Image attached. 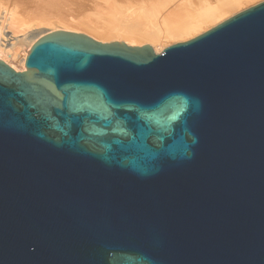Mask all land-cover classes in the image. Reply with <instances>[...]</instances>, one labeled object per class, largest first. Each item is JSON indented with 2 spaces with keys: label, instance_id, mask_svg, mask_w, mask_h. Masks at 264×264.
Returning <instances> with one entry per match:
<instances>
[{
  "label": "water",
  "instance_id": "95a60500",
  "mask_svg": "<svg viewBox=\"0 0 264 264\" xmlns=\"http://www.w3.org/2000/svg\"><path fill=\"white\" fill-rule=\"evenodd\" d=\"M0 60V264H264V1L160 53L51 30Z\"/></svg>",
  "mask_w": 264,
  "mask_h": 264
},
{
  "label": "bare ground",
  "instance_id": "6f19581e",
  "mask_svg": "<svg viewBox=\"0 0 264 264\" xmlns=\"http://www.w3.org/2000/svg\"><path fill=\"white\" fill-rule=\"evenodd\" d=\"M38 1L44 7H47V9L58 12L60 9L67 8V6H69L67 4L68 3L67 0H38ZM89 1H91L93 5H95L94 7L99 9L100 11L104 12V9L106 8L107 10L105 14L113 13L114 16L119 15L120 17L116 18L118 20L117 23H113L112 22L113 20L110 21V18L104 19L101 22L96 20L92 21L90 19L88 20V22L73 21V20L71 21V19L65 21L57 18L56 23L60 25L61 29L65 31L84 33L94 38L97 41H101V42H109L106 40L123 41L128 45H139V46L147 44L152 47L154 52L160 53L167 45L166 43L167 40L169 39L176 40L177 38L176 36H179V38L183 39V37L187 38L195 34L198 35L202 31L204 25H208L209 23H210L209 25H211V23H216L217 19L226 16V14H228L229 12L234 13L236 9L240 7L242 4L243 5L247 4L252 0H89ZM69 4H71V1L69 2ZM21 5L23 4L21 3ZM33 9L30 10L32 11ZM42 9H43L42 12H44L43 7ZM22 11L23 9L21 10V12ZM42 12L40 13V11L39 12L33 11L30 13V15L28 14L29 17H26L25 19L23 18L18 19L17 15L15 16L9 14L8 8L5 9V14L9 18L8 27H7L9 31H11L15 35L17 34L23 35V38L20 39L18 45L20 49L24 48L23 49L25 52L24 58L26 57L29 51L28 49H26L28 44L26 43L27 38L25 37V34L32 28H38L41 26H46L51 24L53 25V22L50 19H48L47 17L46 18L42 17L44 16ZM230 15L231 14H229V16ZM225 19L226 18H224V20ZM220 21H222V19ZM2 37H3V27L0 26V60L7 63L10 67H12L16 71H24L25 66L24 69H18L14 64H12V62L7 60L8 57L15 60L19 49L17 48L14 50H10V52H5L4 50H2L3 49L1 46ZM173 37L175 38L173 39Z\"/></svg>",
  "mask_w": 264,
  "mask_h": 264
},
{
  "label": "rangeland",
  "instance_id": "374dc122",
  "mask_svg": "<svg viewBox=\"0 0 264 264\" xmlns=\"http://www.w3.org/2000/svg\"><path fill=\"white\" fill-rule=\"evenodd\" d=\"M67 1H68L67 4L69 6H67V8L60 9L59 12H58V11H53V10L47 9V7H44L41 3H39L38 0H27V2H26V0H19V1L18 0H16V1L15 0H0V26L3 27V37L1 38V46H2L3 49L2 48L1 49L4 50L5 52H10V50H14V49H17V48L19 49L18 54H17V57L15 58V60L14 59H11L9 57L7 58L5 56L7 58V60H9L10 62H12V64H14L18 69H24V64H25V59H26V57L24 58V53L25 52L23 50L24 48L20 49V47L18 45V42L20 41L21 38H23V35H21V34L15 35L11 31H9V29L7 28L8 27V22H9V18L5 14V9L6 8L9 9V14L15 15V16L17 15V18L18 19L19 18L20 19H22V18L25 19L26 17H29L28 14L30 15V13L33 12V11L34 12H39L40 11V13H41L43 11V9H42V7H43L44 8V12H42V13H43L44 16H42V17H45V18L47 17L48 19H50L53 22V25L51 24V25L41 26V27H38V28H32L31 30H29L25 34V37L27 38L26 39V43L28 44V46H27L26 49H28V50L31 48L32 44L37 39H39L41 36H43L44 34L48 33L51 30H54V29L55 30L61 29L60 25H58L56 23L57 18L58 19L65 20V21L71 19V21L73 20V21H85V22H88L89 19L92 20V21L93 20L94 21L96 20V21H100L101 22L104 19L110 18V21L113 20L112 21L113 23H117L118 20L116 18H119L120 17L119 15L114 16L113 13L105 14V12L107 10L106 8L104 9V12L103 11H100L99 9L95 8L94 7L95 5H93V3L91 1H89V0H85V1L84 0H79V1H77V0L76 1H74V0L73 1L72 0H67ZM70 1H71V4H69ZM261 1H264V0H252L249 3H247V4H244V5L242 4L240 7H238L236 9V11L234 10L235 12L233 11L234 13L229 12L228 14H226V16H223V17L227 19L228 17L234 15L235 13H237V12L243 10V9H246V8L252 6V5H255V4H257V3L261 2ZM21 3L23 5H21ZM24 3H25V5H24ZM26 3H28V4H26ZM31 4H34V5H31ZM73 4H75V5H73ZM82 4H84V5H82ZM37 5H39V6H37ZM91 5H92V7H91ZM37 7H39L40 9L37 8ZM68 7H70V8H68ZM85 8H88V9H85ZM22 9H23V11L21 12ZM30 9H33V10L31 11ZM83 9H84V11H83ZM10 10H11V12H10ZM28 10H30V11H28ZM87 10H89V11H87ZM25 12H26V14H25ZM103 14H105V15H103ZM229 14H231V15L229 16ZM75 15H77V16H75ZM84 17H86V18L89 17V18L86 19ZM113 17L115 18V20H114ZM223 17L217 19L216 20L217 21L216 23L217 24L220 23L221 22L220 21L221 19L223 21L224 20ZM216 23H211V25H209L210 23L208 25H204L203 28H202V31L200 33H202L204 31L210 29ZM206 26H207V28H206ZM196 35L197 34L192 35L191 37H187V38L186 37H183V39L182 38H179V36H176L177 37L176 40L174 39L175 37H173L174 40L171 39L172 40L171 41L169 39V40L166 41L167 45L165 47H167V46H169V45H171L173 43L186 41V40H188L190 38L195 37ZM106 41H110V40H106Z\"/></svg>",
  "mask_w": 264,
  "mask_h": 264
}]
</instances>
